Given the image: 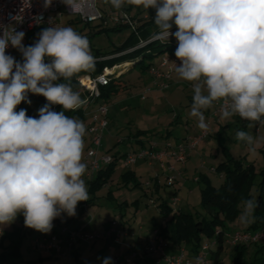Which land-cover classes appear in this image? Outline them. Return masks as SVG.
Returning a JSON list of instances; mask_svg holds the SVG:
<instances>
[{
  "label": "clouds",
  "instance_id": "obj_1",
  "mask_svg": "<svg viewBox=\"0 0 264 264\" xmlns=\"http://www.w3.org/2000/svg\"><path fill=\"white\" fill-rule=\"evenodd\" d=\"M115 9L125 4L155 9L159 35L178 41L174 71L181 80L193 83L189 116L206 130L204 110L221 102V118L238 115L264 124V0H105ZM71 12L82 9L80 0H64ZM50 5L51 0H46ZM173 24L177 31L172 32ZM0 226L24 216L28 228L49 233L53 220L63 213L76 215L78 202L89 199L82 178L85 123L67 111L88 103L70 81L94 70L95 57L89 40L70 26L43 28L38 39L25 46V33L0 25ZM17 49L22 60L6 54ZM47 58V62H46ZM48 101L39 118L26 109L15 111L28 93ZM61 105L63 111H53ZM235 139L255 156L264 147V137L238 130ZM256 197L239 203L240 224L255 222ZM103 264H112L111 257Z\"/></svg>",
  "mask_w": 264,
  "mask_h": 264
},
{
  "label": "rangeland",
  "instance_id": "obj_2",
  "mask_svg": "<svg viewBox=\"0 0 264 264\" xmlns=\"http://www.w3.org/2000/svg\"><path fill=\"white\" fill-rule=\"evenodd\" d=\"M97 7L104 20H98L86 25L83 22H79L77 17H70L57 12L51 14V18L55 20L51 26H70L79 34L86 36L89 40L92 55L97 50L104 52L121 46L130 35L131 30L129 27H120L121 29L116 30L115 20L123 14L134 17L137 13L136 6L125 4L121 9H115L110 2L106 3L105 0H99ZM139 8L141 10L144 9L143 7ZM43 26L49 27L47 25ZM37 34L34 38H37ZM164 55L163 53L157 54V52L152 51L153 57L150 59L145 58L144 63H150L152 67L164 72V69L159 68ZM166 57L170 60L173 70L176 65L180 64L175 55L166 54ZM127 68L125 67L122 71L127 70ZM86 76V74L82 75V77ZM82 77H79V79ZM123 81L128 85V89L119 91L116 96H111V101L108 105V118L111 125L107 128L102 138L99 157L103 155L111 156L116 152L121 156L129 153L131 147L127 144H122V140L126 141V138L135 135L137 131L145 132L144 135L152 140L163 138L162 140L169 141L172 144H185L187 138L197 137L203 131H206L208 135L194 149L188 151V156L191 155L190 159L187 158L189 160L187 163L188 167L186 170H180L181 175L175 180L174 185L164 186L167 185L165 170L161 169L157 164L149 167L146 163L138 162L130 167V171L134 172L136 179L141 184L140 187H134L132 183L127 185L121 183V174L128 170L122 166L121 157L116 162L114 171L108 181L99 189L93 191L89 190L88 181L90 179L86 178L85 173L82 178L88 187L89 202L81 201L78 204L92 203V205H88L87 209H83L82 214L78 215L80 219L77 222L72 221L75 215L68 216L63 213L60 217L53 220V228L49 233H42L26 227L24 216L18 214L14 222L6 226H0V254L2 252L7 254L10 251L17 252L16 256L10 257L8 255L5 258V264H66L71 252L66 243L61 245L64 257L52 253L49 258L39 260L40 254L32 250L33 242L37 238H49L53 234L59 236L63 227L75 230L78 224H80V228L87 232L99 233V237L92 240L89 246L85 245L79 248L81 253L74 260V263L103 264V259L107 257H111L112 263L115 258L123 262L124 257L117 252L118 245L114 244V241L122 239V242H128V239L122 238V236L117 239L116 235L105 234L104 229L109 228L112 221L118 223L119 229L131 230L135 236L148 237L163 222V216L157 208V203L160 200H164L168 207L174 210H182L186 213H195L201 209L200 189L204 186V182L202 180L196 182L195 178L206 177L212 185L218 186L221 176L218 172L210 169L226 160L227 156L224 153L236 159L241 158L245 163L252 162L256 172L260 169L262 162H264V158H262L264 154L261 152L264 147H261L258 153L253 156L249 153L245 144L235 139V134L238 130H244L253 136L264 137V126L259 127L255 122H248L241 128L242 122L238 123L236 118H213L209 114L213 110L212 106L204 110L207 128L206 130H201L197 126V120L189 116L194 82L181 80L175 71L170 73V78L167 81L168 88L165 90L154 89L151 76L148 72L141 71L139 67H132L128 72H125ZM147 87L152 88V91L142 99V93ZM92 104L90 102L86 106L90 105L92 107ZM69 117L78 118L74 115ZM223 121H225L226 126L222 123ZM83 122L87 127L88 122ZM219 122L224 126L219 127ZM184 139L186 140L184 141ZM84 143L82 162L85 163L84 157L90 146V136L87 132L84 137ZM109 149H112V151L107 153ZM183 172L184 175L182 176ZM154 178L157 179L155 185L159 186L157 193L154 192V185L152 184ZM148 182L151 183L149 187L147 186ZM175 190L176 194H174ZM175 197L179 200V203L173 206L172 199ZM58 220L61 221L58 222ZM231 226L230 229L233 227L245 228L244 225L237 224V221ZM79 227H76V229ZM100 228H103V230L100 231ZM80 244L82 245L83 243L78 242L75 244V248L77 249ZM211 244L212 241L207 239L202 245L211 246ZM100 246L101 251L91 253L90 247L98 249ZM169 249H171V243L167 241L164 253H168ZM139 250L140 246L137 251ZM226 250L227 248L225 247L220 255V264H233L231 252ZM252 250L253 246L247 248L245 251L247 257H249ZM196 255L202 256L203 253L199 251Z\"/></svg>",
  "mask_w": 264,
  "mask_h": 264
},
{
  "label": "trees",
  "instance_id": "obj_3",
  "mask_svg": "<svg viewBox=\"0 0 264 264\" xmlns=\"http://www.w3.org/2000/svg\"><path fill=\"white\" fill-rule=\"evenodd\" d=\"M136 8L137 13L136 16L133 17L138 21L135 26V31H131L130 35L126 38L121 46L114 47L109 51L104 52L97 50L93 55L95 57L94 70L80 72L74 75L70 81H64L61 78L54 83L70 82L73 89L79 91L82 98H85L86 94L82 92V87L80 86L78 80L79 77L84 74L97 76L101 74L105 68H111L115 65L128 63L129 66L127 70L122 71V73L117 78H113L107 86H101L99 88L100 93L97 102L109 105L111 96H116L119 91H125L128 89V85H126V82L123 81V75L125 72H128L132 67H139L141 71L148 72V70L152 67V64L144 63L145 58L150 59L153 57L152 51L157 52V54H172L174 56L175 50L178 46L177 40H167L163 42L153 41L143 47L141 46L139 48H135L141 41H147L154 34L159 32L154 23L155 9L141 10L137 6ZM144 16H146V18H144ZM78 21L81 22L80 20ZM115 27L116 30H119L121 29L120 27L126 26L120 25L119 27ZM43 28L46 27L40 26L39 28L32 31L27 35L22 43L25 46L32 45L38 39V36L37 38H34L35 35ZM9 54L15 57L18 61L22 60V55L17 49L11 50ZM28 98L32 101V103L29 105L25 102H21V104L16 107L15 111L18 112L23 108L26 109V113L29 117L39 118V109L47 104L48 101L42 95H35L31 92L28 93ZM51 108L56 112L63 111L61 105H52ZM84 108L85 106L82 109L76 111H67L65 114L67 116H77L80 120L85 121L87 119ZM245 123L242 122V124ZM110 125V119L108 118V127ZM144 134L145 132L137 131L135 135H131L130 137L126 138V141L124 140L122 144H127L133 151L135 150L133 148L134 145H138L137 148L145 147V145H147V143L152 139L146 137ZM111 151L112 149H109L107 153ZM261 152L264 154V148L261 149ZM224 154L227 156L226 160L220 162L217 166L210 169L212 171L218 172L221 176V181L218 186L212 185L206 177L197 178L196 182H199L200 180L204 182V186L200 189L201 209L197 210L195 213H186L182 210H174L168 207L164 200H160L157 203V208L159 209L160 214L163 216V222L158 228H155L154 230H158L160 237L165 243L168 241L180 250H188L185 253L188 258L194 257L201 250L203 242L209 239L212 242H215V245L213 248H211L209 255L211 264H220V255L225 247L227 248L226 251L231 252L230 254L232 256L233 264H264V240L240 243L235 246H230L224 243L222 235L226 232H233L237 230H240L244 233L264 232V162H262L260 169H258L256 172L252 162L245 163L241 158L236 159L229 156L227 153ZM111 157L112 162L110 164L102 166L101 169L98 170L91 178H87L90 179L88 181L90 191L99 189L108 181L109 177L114 171L116 162L121 159L122 156L116 152L111 155ZM262 158H264V155H262ZM121 180L123 185H127L128 183H132L134 187H140L141 185L136 179L134 172L130 170H127L121 174ZM156 181L157 179L154 178L152 184L154 185V192L157 193L159 186L155 185ZM150 185L151 183L148 182L147 186L149 187ZM174 194H176V190ZM253 196L256 197L259 205L255 212V222L249 226H245V228L242 227V229H236V227L230 229L232 227L231 225L236 221L237 224H240L237 219L239 215L240 200L242 198H250ZM86 202L89 201L87 200ZM87 205H92V203H87ZM110 227L111 223L109 228ZM109 228L104 231L106 232ZM121 229L118 228L117 223L115 226V231L120 233V237L122 235ZM150 236H148L147 239ZM250 246H253V250L249 257H247L245 251ZM130 251L135 250L132 249ZM129 252H127V254ZM14 253H16V251L11 252L8 255L11 257V255H14ZM8 255H5L3 252L0 254V264H5V258ZM78 255L80 254H78L76 249L74 258L76 259ZM145 262L147 263V261Z\"/></svg>",
  "mask_w": 264,
  "mask_h": 264
},
{
  "label": "built area",
  "instance_id": "obj_4",
  "mask_svg": "<svg viewBox=\"0 0 264 264\" xmlns=\"http://www.w3.org/2000/svg\"><path fill=\"white\" fill-rule=\"evenodd\" d=\"M99 0H80L82 9L79 12H71L68 5L64 3V0H51V4L47 5L46 0H0V25H5L10 28H14L16 31H23L25 33L24 39L35 29L40 26H51L54 19L51 18L52 13L61 12L68 16L77 17L81 22L90 24L98 20H102L100 10L97 7ZM104 20V19H103ZM136 23L127 14H123L121 17L115 20V25H125L129 27L131 31H135ZM177 27L173 24L172 32L177 31ZM2 34V30H0ZM168 40H176L174 36H171ZM153 41H167L159 35V32L154 34L147 41H141L135 48L143 47ZM134 48V49H135ZM12 48L11 46L6 49V54H9ZM47 62V58H46ZM123 64L115 65L111 68H105L103 72L97 76L87 75L79 79L82 92L86 94L88 103L92 104V107L86 106L85 116L88 120L87 131L90 134V146L87 149L85 155V164L87 165L86 178H91L102 166L108 165L112 162V157L103 155L99 157V149L101 146L102 138L108 128V113L109 107L107 104L97 102L99 98V88L107 86L113 78H117L124 68L120 67ZM160 69H164V72L151 67L148 70V74L152 78V85L156 90H165L168 88L167 81L170 78V73L173 72V66L170 64V60L166 57V54L161 59L159 65ZM152 91V88L147 87L142 93V99ZM86 104V105H87ZM221 102L216 101L213 104V110L209 113L213 118L221 117ZM239 122H248L243 120L238 115L233 116ZM257 126L260 124L255 122ZM208 134L203 131L197 137H189L185 144H172L169 141L151 140L145 145V147L136 148L129 153L122 156V166L124 168H130L138 162H144L148 166L157 164L161 169L165 170V181L167 185L175 184V180L180 177L181 172L176 169L175 166L182 164L188 157V151L194 149L197 144L204 139ZM124 140H122L123 142ZM212 171V170H211ZM197 181V178H195ZM179 203V200L175 197L172 199L173 206ZM117 222L112 221L111 227L106 231L107 235H116L118 239L120 233L115 231ZM223 235L224 243L230 246H235L240 243L256 242L258 240H264V232L261 233H244L240 230L233 232H226ZM99 237V233L87 232L83 228H77L70 230L67 227L61 229L59 236L51 235L49 238L42 237L37 238L33 242L32 250L37 251L38 254L53 253L62 255L61 245L66 243L70 249V256L67 258L66 264L74 263V253H76L75 244L78 242L84 245H90L91 241ZM165 242L160 237L158 230H154L151 236L147 239L146 246L144 248V255L146 259H143L135 251H130L125 257L123 262L114 259L112 264H211L209 255L210 250L215 245L213 241L211 246L203 245L201 248L202 256L195 255L188 258L185 255L183 249H181L176 255H166L164 253ZM147 261V263L145 262Z\"/></svg>",
  "mask_w": 264,
  "mask_h": 264
},
{
  "label": "crops",
  "instance_id": "obj_5",
  "mask_svg": "<svg viewBox=\"0 0 264 264\" xmlns=\"http://www.w3.org/2000/svg\"><path fill=\"white\" fill-rule=\"evenodd\" d=\"M131 18H133V17H131ZM144 18H146V16H144ZM133 19L135 20V22H138L136 18H133ZM115 26H118L119 27V25H115ZM86 119H87V117H86ZM85 121L88 122V120H85ZM237 122H238V120H237ZM222 123L225 124V121H223ZM238 123H241V122H238ZM245 125H246V123L245 124H242L241 128L244 127ZM222 126H224V125H221L220 122H219V127H222ZM225 126H226V124H225ZM86 130H87V127H86ZM86 132L90 136V134L88 133V131H86ZM185 140L186 139H184V141ZM137 147H138V145H134L133 146L134 149H136ZM190 157H191V155H189L187 158L190 159ZM188 159L184 162V164H182V165L178 164V165H180L178 167L175 166L176 168H178L177 170H179V171L180 170L181 171L182 170H186V168L188 167L187 166V163L189 161ZM140 163H144V162H140ZM149 167H152V166H149ZM128 170H130V168ZM183 175H184V172L182 173V176ZM87 206H88L87 204H78L77 205V207H76V215L74 216V219H72L73 222H77L78 219H80V217H78V215L79 214H82L81 212L83 211V209H87ZM60 221L58 220V222H60ZM79 225L80 224H78L76 227H79ZM76 227H75V229H76ZM236 229H239V228H236ZM102 230H103V228H100V231H102ZM104 230H106V228ZM121 231H122V235H121L122 238L128 239V242H122V239L115 240L114 241V244L118 245L117 246V252L119 253V255L125 257L127 255V252H129L132 249H134L135 252H136L138 250L139 246H140V250L137 251V253H139L140 256H142L144 259H146L145 258L146 256L144 255V248L146 246L147 236H145V237L135 236V235L132 234V231L131 230H125L124 228H122ZM81 246H85V245L84 244H82V245L80 244L78 246V248H77L78 249V254L81 253V250H79V248ZM89 249H91V253H98L99 251H101V246L98 249L91 248V247ZM82 250H84V249H82ZM179 251H180V249H178L173 244H171V249L168 250V253L165 252V254L166 255H176ZM184 252L186 253V249H185ZM9 253H11V251ZM9 253H7L5 255H8ZM16 254H17V252L14 253V255H11V257L12 256H16ZM50 256H52V253L51 254L50 253H42V254L39 255V260H43L45 258H49Z\"/></svg>",
  "mask_w": 264,
  "mask_h": 264
},
{
  "label": "bare ground",
  "instance_id": "obj_6",
  "mask_svg": "<svg viewBox=\"0 0 264 264\" xmlns=\"http://www.w3.org/2000/svg\"><path fill=\"white\" fill-rule=\"evenodd\" d=\"M128 66H129V64H128V63H126V64L122 65V66L120 67V69H121V68L128 67Z\"/></svg>",
  "mask_w": 264,
  "mask_h": 264
}]
</instances>
